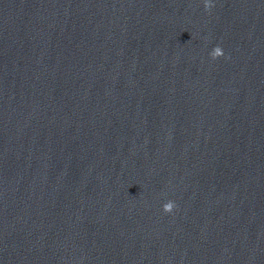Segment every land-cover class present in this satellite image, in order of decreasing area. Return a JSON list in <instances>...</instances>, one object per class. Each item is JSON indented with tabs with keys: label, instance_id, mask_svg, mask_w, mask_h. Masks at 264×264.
I'll return each instance as SVG.
<instances>
[{
	"label": "water",
	"instance_id": "1",
	"mask_svg": "<svg viewBox=\"0 0 264 264\" xmlns=\"http://www.w3.org/2000/svg\"><path fill=\"white\" fill-rule=\"evenodd\" d=\"M205 2L0 0V264H264V0Z\"/></svg>",
	"mask_w": 264,
	"mask_h": 264
},
{
	"label": "clouds",
	"instance_id": "2",
	"mask_svg": "<svg viewBox=\"0 0 264 264\" xmlns=\"http://www.w3.org/2000/svg\"><path fill=\"white\" fill-rule=\"evenodd\" d=\"M212 7H214V5L211 3V0H206L205 9L207 11H211ZM210 55L212 56L213 59H217L224 56V52L221 47L217 46L213 49ZM175 208H176V204L174 201L171 200L163 205V210L165 213H172Z\"/></svg>",
	"mask_w": 264,
	"mask_h": 264
}]
</instances>
